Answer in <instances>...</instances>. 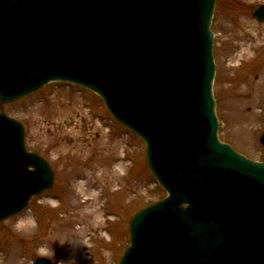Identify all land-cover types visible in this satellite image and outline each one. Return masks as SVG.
Masks as SVG:
<instances>
[{
	"label": "water",
	"instance_id": "1",
	"mask_svg": "<svg viewBox=\"0 0 264 264\" xmlns=\"http://www.w3.org/2000/svg\"><path fill=\"white\" fill-rule=\"evenodd\" d=\"M215 4L0 0V103L71 82L147 144L148 169L169 197L134 214L119 264H264V163L217 135ZM253 17L264 21V5ZM24 133L0 114V222L54 185Z\"/></svg>",
	"mask_w": 264,
	"mask_h": 264
},
{
	"label": "rangeland",
	"instance_id": "2",
	"mask_svg": "<svg viewBox=\"0 0 264 264\" xmlns=\"http://www.w3.org/2000/svg\"><path fill=\"white\" fill-rule=\"evenodd\" d=\"M264 0H217L212 29L219 136L264 161ZM26 146L49 161L53 189L20 215L0 223V264H117L129 245V220L166 196L146 167L145 144L119 125L103 100L84 88L50 83L9 104ZM44 252L41 253L40 249Z\"/></svg>",
	"mask_w": 264,
	"mask_h": 264
},
{
	"label": "clouds",
	"instance_id": "3",
	"mask_svg": "<svg viewBox=\"0 0 264 264\" xmlns=\"http://www.w3.org/2000/svg\"><path fill=\"white\" fill-rule=\"evenodd\" d=\"M40 251H41V253H43V252H44V249H43V248H41V249H40ZM69 264H71V262H69Z\"/></svg>",
	"mask_w": 264,
	"mask_h": 264
}]
</instances>
